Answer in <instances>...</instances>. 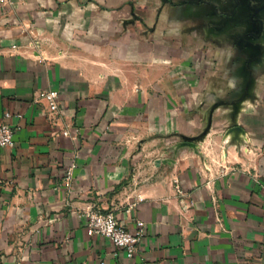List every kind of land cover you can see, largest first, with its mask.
<instances>
[{"label":"crops","instance_id":"0c3cea01","mask_svg":"<svg viewBox=\"0 0 264 264\" xmlns=\"http://www.w3.org/2000/svg\"><path fill=\"white\" fill-rule=\"evenodd\" d=\"M258 1L0 0V264H264ZM93 205L145 223L134 258Z\"/></svg>","mask_w":264,"mask_h":264},{"label":"built area","instance_id":"2783aa9c","mask_svg":"<svg viewBox=\"0 0 264 264\" xmlns=\"http://www.w3.org/2000/svg\"><path fill=\"white\" fill-rule=\"evenodd\" d=\"M1 2L4 3L5 0H1ZM35 101L37 103H46L52 113L59 110V92L55 89L39 90ZM11 117V112H6L4 120L0 121V148L13 147L15 145L14 128L9 122ZM73 168L74 165L67 171L65 177L67 184L72 179ZM223 171H225L224 166H222L220 173ZM181 191V188L177 187V192L182 193ZM85 216L89 235H100L109 238L115 246L124 250L128 258H134L139 253L140 242L145 234V223L143 221H138L137 230L131 231L117 219L113 212L102 211L95 205L85 210Z\"/></svg>","mask_w":264,"mask_h":264},{"label":"water","instance_id":"95a60500","mask_svg":"<svg viewBox=\"0 0 264 264\" xmlns=\"http://www.w3.org/2000/svg\"><path fill=\"white\" fill-rule=\"evenodd\" d=\"M250 10H251L250 11V22L255 27V32L252 33V38L261 39L263 37V30H264V0H259L257 2V6L256 7L252 6V8ZM251 68H252L251 62H249L247 65L246 71L248 73H251ZM239 101L240 100H237L236 102H234V104L237 105V103H239ZM212 114H213V112H211L208 125L205 127L203 132L201 134H199L198 136H195V137H184L183 142L181 144L182 146L196 147L199 142H202L205 139V137L207 136V134L209 133V131L211 129ZM229 132L230 133H237V134L245 133L243 128L238 126V125L233 126L229 130Z\"/></svg>","mask_w":264,"mask_h":264}]
</instances>
